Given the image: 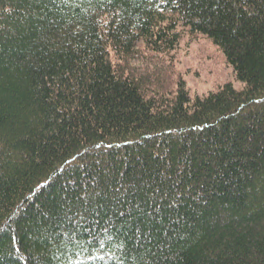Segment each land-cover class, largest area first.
<instances>
[{
  "label": "trees",
  "instance_id": "obj_1",
  "mask_svg": "<svg viewBox=\"0 0 264 264\" xmlns=\"http://www.w3.org/2000/svg\"><path fill=\"white\" fill-rule=\"evenodd\" d=\"M0 264H264V0H0Z\"/></svg>",
  "mask_w": 264,
  "mask_h": 264
},
{
  "label": "rangeland",
  "instance_id": "obj_2",
  "mask_svg": "<svg viewBox=\"0 0 264 264\" xmlns=\"http://www.w3.org/2000/svg\"><path fill=\"white\" fill-rule=\"evenodd\" d=\"M181 32L180 44L176 51L170 55L173 65L169 66L172 73H168V75L169 78H172L171 80L181 76L186 79L191 89H198V87L207 89L211 82H202L196 77L215 75V77L219 76L222 84L231 81L236 87L240 86L234 79L231 68L225 63L221 52L208 39L201 35H191L184 29ZM146 55L148 56V54ZM195 79L196 86H194ZM194 92H198V90H194Z\"/></svg>",
  "mask_w": 264,
  "mask_h": 264
}]
</instances>
